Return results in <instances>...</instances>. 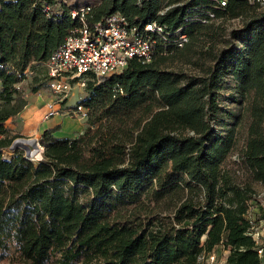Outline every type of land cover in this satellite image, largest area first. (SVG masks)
Wrapping results in <instances>:
<instances>
[{
	"label": "trees",
	"instance_id": "16d2710c",
	"mask_svg": "<svg viewBox=\"0 0 264 264\" xmlns=\"http://www.w3.org/2000/svg\"><path fill=\"white\" fill-rule=\"evenodd\" d=\"M74 7L0 0V262L199 264L219 244L228 251L223 264H264L245 216L258 195L225 166L241 128L239 164L264 184V6L247 0L223 7L216 0L92 6L90 23L119 11L130 23L163 25L167 41L159 40L149 62L131 58L118 71L89 78L78 100L89 109L86 126L71 137L44 129L42 157L33 162L24 149L10 148L16 135L5 123L27 104L24 79L32 93L47 87L44 62L76 25ZM209 12L214 18L202 22ZM237 17L240 25L215 49L225 34L217 20ZM178 28L189 40L171 52L209 44L202 73L162 66L168 54L160 51Z\"/></svg>",
	"mask_w": 264,
	"mask_h": 264
},
{
	"label": "built area",
	"instance_id": "2783aa9c",
	"mask_svg": "<svg viewBox=\"0 0 264 264\" xmlns=\"http://www.w3.org/2000/svg\"><path fill=\"white\" fill-rule=\"evenodd\" d=\"M247 1L249 4L264 6V0ZM216 2L219 7H223L228 0ZM91 10L92 6L88 4L70 10L76 25L44 62L48 76L47 89L52 94L44 104V119L61 115L85 120L89 113L88 107L78 101L72 106L65 104L75 86L84 87L89 78L98 79L102 75L118 71L127 66L131 58L149 62L158 49L159 40H164V43L167 41L163 25L155 21L130 23L125 15L116 11L90 23L87 18ZM213 18L214 13L209 12L207 17L200 20L208 22ZM188 40L187 34L178 28L169 46H165L160 53L167 55L171 49L182 47ZM42 152L43 145L37 140V145H29L24 150V155L31 160H38L42 157ZM261 202L258 196V204H262ZM254 207L249 202L245 214L249 221L247 234L256 244L258 257L263 260L264 209L261 207L256 213L253 211ZM214 258L212 251L200 257L207 262H212Z\"/></svg>",
	"mask_w": 264,
	"mask_h": 264
},
{
	"label": "rangeland",
	"instance_id": "374dc122",
	"mask_svg": "<svg viewBox=\"0 0 264 264\" xmlns=\"http://www.w3.org/2000/svg\"><path fill=\"white\" fill-rule=\"evenodd\" d=\"M64 1H66V3L70 5L74 4L78 6V5L88 4L90 6H94V5H97L101 0H63V2ZM167 1L169 0H165V2ZM240 22L241 20L238 17L237 18H226L225 20H222V19L217 20V23L222 24L223 27L225 28L224 29L225 34H223V36H219L218 38H216L215 49L222 45V39L226 37L227 30L232 27L240 25ZM191 43H192V50L188 52L187 51H176L175 52V50L173 52H170L167 55L168 57L165 59L162 66L170 70H179V71H184V72L191 73V74L202 73V68H204L205 65H207L210 62V58L205 57V50L208 49L209 44L205 42H200V43L198 42L194 44L193 42ZM37 69H39V67ZM29 80L30 78L27 77L20 83V85H21V89L23 90V94L25 95V97L28 100H31V99H34L35 97H33L30 94L32 92H30ZM226 85L228 86V89L224 92L223 94L224 96H227L229 93L228 91L231 90L230 82L228 81V79L226 80ZM85 92H86V89L84 87L75 86L73 90L71 91L70 95L68 96V98L65 100V104L72 106L81 97H83L86 94ZM36 93L37 94L41 93V96L45 99L47 97L52 96V94L50 93V91L47 89L46 86L39 89ZM229 101L230 100H226L224 105L226 107H229V106L235 107L232 105L231 101L230 102ZM44 114H45V108H44V113L42 115V118H40L39 120L28 121L26 115L21 114V112H19L17 115L12 116L6 120L5 125L7 128L8 134L16 135L14 139L16 138H36L38 141H40L41 133L39 130L41 127V120H44ZM58 116H61V115H58ZM66 117H69V116H66ZM70 119L75 120V118H72V117ZM85 120L80 119L79 121L80 123L85 124L86 126ZM58 129H60V126L58 127ZM56 132L57 133L55 134V136L70 137L73 133L76 132V128H71V125L70 126L62 125L60 131H56ZM238 137L239 139L237 143V148L227 157L225 166L230 167L232 173L237 177L239 181H241V183H246L247 181L251 183L253 190L259 196V200H262L261 202L262 204H258L257 207H254L253 211H256L257 213V211H259L258 210L259 207H263L262 209H264V184L260 183L259 181L250 180L248 173L244 171V168L239 164L237 155L239 153L240 148L243 145V131L241 128L238 131ZM23 153H24V150H23ZM5 155L6 156L11 155L9 148L5 149ZM36 161H37L36 159H33V162H36ZM166 210L167 209L164 208L165 212H167ZM214 255H215V258L212 262H207L205 260L200 259L199 264H223L224 254H223L222 247L220 245L215 247ZM0 264H22V263H19V262L15 263L14 261L8 260V261L0 262Z\"/></svg>",
	"mask_w": 264,
	"mask_h": 264
},
{
	"label": "crops",
	"instance_id": "0c3cea01",
	"mask_svg": "<svg viewBox=\"0 0 264 264\" xmlns=\"http://www.w3.org/2000/svg\"><path fill=\"white\" fill-rule=\"evenodd\" d=\"M30 94L35 98L31 99V100L27 99L28 100L27 104L22 109L21 114L26 115L28 121L39 120L40 118H42V115L44 113V108H45L44 104L48 100L49 97H47L45 99L41 96V93H39V94L30 93ZM70 118L71 117H66V116L61 117V116L55 115L49 119L41 120V127H40L39 131H40V133H42V131L46 128H54V127L60 126V129H61L62 125H68V126L71 125V128H76V132L71 135V136H74L75 134H77L78 132H81L83 130V128L85 127V124L80 123V121L78 119L72 120ZM60 129L55 130L53 132V134L55 135L57 133L56 131H60ZM218 245H216V246H218ZM220 246L222 247L223 254H224V258H223V263H224L228 251L226 249H224L222 245H220ZM215 247H214V249H215Z\"/></svg>",
	"mask_w": 264,
	"mask_h": 264
},
{
	"label": "water",
	"instance_id": "95a60500",
	"mask_svg": "<svg viewBox=\"0 0 264 264\" xmlns=\"http://www.w3.org/2000/svg\"><path fill=\"white\" fill-rule=\"evenodd\" d=\"M29 145L36 146L37 139L36 138H16L12 141L10 148L15 149L17 147H20L24 150H27Z\"/></svg>",
	"mask_w": 264,
	"mask_h": 264
},
{
	"label": "bare ground",
	"instance_id": "6f19581e",
	"mask_svg": "<svg viewBox=\"0 0 264 264\" xmlns=\"http://www.w3.org/2000/svg\"><path fill=\"white\" fill-rule=\"evenodd\" d=\"M34 148V147H33Z\"/></svg>",
	"mask_w": 264,
	"mask_h": 264
}]
</instances>
